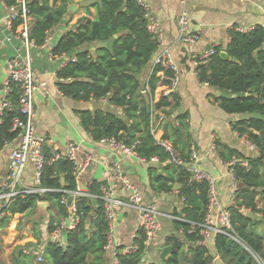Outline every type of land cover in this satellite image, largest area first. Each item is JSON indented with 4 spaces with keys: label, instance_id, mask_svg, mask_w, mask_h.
<instances>
[{
    "label": "trees",
    "instance_id": "trees-1",
    "mask_svg": "<svg viewBox=\"0 0 264 264\" xmlns=\"http://www.w3.org/2000/svg\"><path fill=\"white\" fill-rule=\"evenodd\" d=\"M88 16L78 19L51 48L52 56H68L69 60L57 72L59 91L82 103H104L94 109L78 111L81 126L96 142L114 140L126 146L135 144V153L151 163L157 160L162 168L149 170V182L155 193L177 194L183 199L181 220L174 221L182 236H169L166 245L171 255L161 264H264V27L257 25L246 33L230 31L225 51L233 60L220 57L222 47L208 64L197 67L200 83L222 92L214 100L227 114L240 115L231 124L239 137L245 136L255 145L257 154L246 156L238 150L216 143L215 149L229 166L238 183L235 204L229 207L231 228L228 234H218L210 250L199 244L202 224L207 214L209 186L206 181L192 179L187 165L196 144L190 132L189 114L175 115L180 96L169 91L172 71L154 66L146 82L140 79L160 46L147 29L145 10L138 0H88ZM8 8H18L19 0H4ZM31 18L29 38L37 47L47 40L48 33L69 14L68 0H27ZM91 8L95 17L91 18ZM22 23L15 19L13 29ZM163 72V77L160 73ZM161 93L156 100L157 90ZM20 92L11 85L10 108L0 117V151L20 137L14 130L15 120L25 122L20 112ZM163 117V118H162ZM171 150H168L165 145ZM46 161L40 177L41 186L49 189L45 195L21 193L0 212V230L13 216L31 214L38 204H49L46 212H54L47 223L52 234L69 215L63 197L78 190L73 176V164L64 163L60 174L58 162L51 163L52 149L45 148ZM175 160L182 161L179 165ZM101 183L87 187L91 195L101 193ZM79 223L64 231V242L42 244L39 228L34 227L37 245L44 247V261L37 264H104L107 259V221L100 199L83 196L76 199ZM244 209V210H243ZM145 236L141 232L136 249L123 254L117 250L120 264H140L146 254ZM35 258L23 249L13 256V264H34ZM0 264H4L1 259ZM155 264V263H151Z\"/></svg>",
    "mask_w": 264,
    "mask_h": 264
},
{
    "label": "crops",
    "instance_id": "crops-1",
    "mask_svg": "<svg viewBox=\"0 0 264 264\" xmlns=\"http://www.w3.org/2000/svg\"><path fill=\"white\" fill-rule=\"evenodd\" d=\"M145 3L152 14L160 19L163 32L162 48L170 51L178 66L179 82L174 92L180 96L181 104L175 110V115L186 112L189 114L190 132L196 144L195 151L199 157V166L215 178L221 204L229 208L235 203L233 193L239 186L228 164L222 161L216 149L212 147L213 135L216 137V143L238 150L246 156H255L257 153L251 152L231 127V124L239 120L241 116L225 113L215 102L214 98L221 96L222 92L198 80L194 57L212 46L222 47L225 50L230 41V31L234 27L253 28L257 25L264 27V0H249L248 2L189 0L186 5H183L180 0H145ZM68 4L69 7L74 6V11L69 10L64 21L48 33L46 47H35L31 50L32 65L38 82L45 83V87H39L34 95L32 119L34 133L39 137H45L52 151L61 156L65 155L67 144L73 142L79 148L80 158L86 154L92 157V163L78 181V188L82 190L86 191L93 182L108 185L106 169L114 162L121 163L126 179L140 190L144 203H154L162 214L158 238L153 243V248L150 246L152 250L150 247L147 249L144 257V264H161V253L163 247L166 246V239L173 235L182 236V233L174 227L176 219L173 217L182 219V211L185 207L183 199L178 196L177 190L161 194L152 191L149 170L152 167L159 170L162 168L157 161L147 163L137 157L118 153L105 141L96 142L84 131L77 112L100 107L105 105V102H76L59 91L57 72L65 65L69 57H52L51 48L66 31L75 25L79 18L88 16L85 7L90 4V1L68 0ZM91 12L90 17L94 18L93 8ZM183 12L187 13L188 28L196 37L193 43H185L180 39L178 20ZM9 14L10 9L4 0H0V100L4 95V88L9 78V63L17 57L20 49L18 40L6 41L8 30L5 20ZM153 58L140 76L142 82L147 81L153 70ZM160 93L161 89H158L156 100ZM19 143L18 138L0 151V187L9 173V155ZM35 179L34 166L28 164L23 173L22 188H20L33 187ZM115 195L123 201V205L118 207L119 225L116 239L121 246L132 247L141 234L139 215L127 205L129 191L125 187H118ZM53 214L52 212L51 215ZM39 233L42 237V244L51 241L47 225L44 228L41 227ZM31 238L32 241H36L34 231ZM64 240L62 235L61 241L64 242ZM210 245L213 248V241ZM104 264H112L110 256L107 255Z\"/></svg>",
    "mask_w": 264,
    "mask_h": 264
},
{
    "label": "built area",
    "instance_id": "built-area-1",
    "mask_svg": "<svg viewBox=\"0 0 264 264\" xmlns=\"http://www.w3.org/2000/svg\"><path fill=\"white\" fill-rule=\"evenodd\" d=\"M235 1L248 2L249 0ZM180 2L183 5H186L189 0H180ZM138 3H140V5L145 10V19L149 33L161 47L153 58V66H161L164 70L173 72L174 76L170 79L171 86L168 92L175 91L179 82V70L177 64L170 54V51L168 49L162 48L163 32L160 19L152 14L145 3V0H138ZM27 4V0H19L18 8H9L10 14L5 20L8 30L6 41H12L14 39L18 40L20 43V49L18 51L17 57L13 58L9 63V78L4 88V95L0 100V117L6 109L10 108L8 95L11 92V85L15 84L18 86L20 92V112L23 115H26V121L21 122L15 120L14 122L13 129H21L19 137L20 143L15 149L11 151L9 155V173L0 187V212L21 193H38L43 196L50 191L49 189L42 187L40 184V177L46 161L45 148L48 147V140L45 137L37 136L34 133L32 125V119L34 116V95L39 87H45V83L38 82L32 65L31 50L37 46L29 38V23L31 18L28 16L29 9ZM18 18L22 19V23L19 24L14 30L13 22ZM188 23L189 21L187 13L183 12L178 20L180 39L185 43H193L196 40V37L191 34L188 28ZM235 29L240 33H246L251 28L238 26ZM46 45L47 40L40 47L44 48ZM216 47L217 46H212L194 57L196 76L197 67L202 64L206 65L210 63L213 56L217 54ZM50 55L52 56L51 51ZM68 60L69 59H67V61ZM160 75L163 77V72H161ZM147 90L148 87L146 81V86L142 89V93L146 94ZM240 139L251 152H257L255 145L248 141L245 136L240 137ZM104 141L118 153H123L125 155L134 156L141 159L135 153V144L132 146H126L122 143H116L112 139ZM212 141V147L215 148V135H213ZM165 146L168 150H171L167 144ZM61 157H64L66 161H69L73 164V176L75 177L77 183L92 163V157L88 154L84 155L82 158L79 157V148L73 142H69L67 144L66 153L64 156L53 152L50 162H58ZM154 161L156 162L157 160ZM175 162L179 165L182 164V161L180 160H175ZM28 164H32L34 166L36 173L35 185L30 188L21 189L23 173ZM231 164L232 163H229L228 166ZM187 169L192 174L193 180L197 182L206 181L209 186L207 214L204 219V223L201 225L202 240L199 241V244L207 247L210 250L211 241H213L216 235L228 234V231L231 228V213L228 208H225L221 204L216 190L215 178L200 168L199 157L195 150L191 154L190 163L187 165ZM105 174L109 179V184L106 186L102 185L101 193L99 195H91L87 192V190L85 191L78 188L77 191L70 193V197H73L71 205H69L70 197L62 198L61 203L68 206L69 215L67 218L61 221L59 229L51 234V242L60 243L64 231L73 230L78 225L79 218L77 215L76 199L83 196L97 198L103 203L104 215L107 221V243L104 247V250L106 255L111 257L112 264H120L117 257V250L122 248L121 252L126 254L135 250L136 246H121L116 239L119 225L118 207L123 205V201L115 195L116 189L122 186L129 191L127 205L137 211L139 215V227L145 236L144 244L146 251L151 245H153V243H155L158 238L159 232L161 230L162 214L154 203H144L140 190L126 179L119 161L114 162L111 166H109L106 169ZM233 198L235 202V191L233 193ZM173 218L179 220L176 217ZM23 252L25 254L32 255L35 258V262L37 263H41L45 260L43 246L26 247L23 249Z\"/></svg>",
    "mask_w": 264,
    "mask_h": 264
},
{
    "label": "rangeland",
    "instance_id": "rangeland-1",
    "mask_svg": "<svg viewBox=\"0 0 264 264\" xmlns=\"http://www.w3.org/2000/svg\"><path fill=\"white\" fill-rule=\"evenodd\" d=\"M51 213L36 209L31 214H17L12 217L10 224L6 228L0 230L1 259L4 264H13V256L20 249L43 246L42 244L37 245L36 241H32L31 237L35 226L40 229L47 225L51 218ZM210 251L212 253L211 248ZM214 261L216 264H220L218 257H215ZM34 264H37V262H34Z\"/></svg>",
    "mask_w": 264,
    "mask_h": 264
},
{
    "label": "water",
    "instance_id": "water-1",
    "mask_svg": "<svg viewBox=\"0 0 264 264\" xmlns=\"http://www.w3.org/2000/svg\"><path fill=\"white\" fill-rule=\"evenodd\" d=\"M69 10L70 11H74V6L71 5L69 7ZM220 57L223 58L224 60H233L236 62V60L232 59L225 50L221 51L220 52ZM66 162V159L64 157H61L58 161V167H59V171H60V174H63V171H64V163ZM72 200H73V197L71 196L69 198V205H71L72 203ZM49 207V204L46 203V202H42V203H39L38 204V209H41L42 211H45L47 210V208ZM171 252H172V247L170 245H166L163 247L162 249V253H161V259L162 260H165L167 259L168 256L171 255ZM144 261L145 259H142L141 263L140 264H144Z\"/></svg>",
    "mask_w": 264,
    "mask_h": 264
}]
</instances>
